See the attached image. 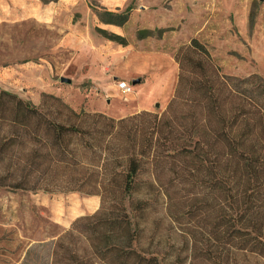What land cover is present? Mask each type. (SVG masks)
Here are the masks:
<instances>
[{"label":"trees","instance_id":"trees-1","mask_svg":"<svg viewBox=\"0 0 264 264\" xmlns=\"http://www.w3.org/2000/svg\"><path fill=\"white\" fill-rule=\"evenodd\" d=\"M99 19L122 27L129 14ZM174 59L177 84L163 112L116 119L45 92L35 105L0 91V187L101 198L52 242L49 264L264 259V79L225 74L196 38Z\"/></svg>","mask_w":264,"mask_h":264},{"label":"rangeland","instance_id":"rangeland-1","mask_svg":"<svg viewBox=\"0 0 264 264\" xmlns=\"http://www.w3.org/2000/svg\"><path fill=\"white\" fill-rule=\"evenodd\" d=\"M27 3L40 4L45 14L35 13L23 20ZM104 12H128V22L122 27L107 25L99 19ZM111 26L119 28L120 33L113 32ZM97 28L124 37L129 46L127 57L141 50L143 42L150 51L158 45L159 51L167 54L164 62H173L169 68L173 76L178 77L179 72L174 59L177 50L196 38L210 49L225 74H259L264 79V0H0V91L10 90L40 104L47 87L27 85L34 76L23 67L42 64L49 67L51 75L52 68L56 70L53 79L69 89L70 96L88 100L85 85L79 86L81 97L77 86L67 85L58 76L66 72L70 59H77L79 65L84 62L90 51L87 41L100 38L107 44L114 43ZM141 30H150L152 35L139 39ZM12 71L14 79L7 76ZM63 77L69 78L66 74ZM35 94L40 102L34 100ZM155 107L158 112L166 109L159 102ZM126 109L124 99H120L109 104L110 114L106 115L121 119L128 116ZM100 204L99 196L80 192L0 187V264H49L52 242L77 218L96 212ZM29 250L33 254L27 257ZM244 264H264V259L251 258Z\"/></svg>","mask_w":264,"mask_h":264},{"label":"crops","instance_id":"crops-1","mask_svg":"<svg viewBox=\"0 0 264 264\" xmlns=\"http://www.w3.org/2000/svg\"><path fill=\"white\" fill-rule=\"evenodd\" d=\"M45 12L46 10L40 4L27 3V7L23 9L22 19H30L36 16L35 13L45 14ZM43 17L45 16L43 15ZM110 29L115 33H120V29L117 27L111 26ZM87 46L90 51L85 56L84 62L79 65L77 59H70L66 64V72L59 73L58 79L66 78L63 77V74H66L68 79H72L67 85L77 86L81 97L83 94L79 86L85 85L84 92L90 97L88 100L70 96V90L57 85L53 79V74L57 75L55 74L56 70L52 68L51 75L49 67L42 64L36 65V67H23V71H27L28 74L31 71L34 76V79H28L27 85L47 87L45 92L62 97L74 108L82 109L84 107L88 111L104 114H110L109 104L120 99H124L126 103V115L141 111H155V104L158 102L161 103L163 109L166 108L174 94L178 77L177 75L173 76L172 70H169L173 67V62H164L167 54L165 51H159L158 45H155V49L150 51L143 42L142 49L128 57L126 51L129 46L115 43L110 45L100 38L87 41ZM78 68L81 71L77 72ZM7 76L14 79V71L8 72ZM134 80H141V82L135 86L132 85L134 87L132 94L125 95L118 88L119 81H127L132 84ZM74 82L76 85H73ZM34 97L35 101L40 102V96L37 97L35 94ZM82 101L85 105L82 104ZM91 104L92 107L89 106Z\"/></svg>","mask_w":264,"mask_h":264},{"label":"built area","instance_id":"built-area-1","mask_svg":"<svg viewBox=\"0 0 264 264\" xmlns=\"http://www.w3.org/2000/svg\"><path fill=\"white\" fill-rule=\"evenodd\" d=\"M118 88L125 95L132 94L134 92V87L132 86V84H129L127 81H119Z\"/></svg>","mask_w":264,"mask_h":264},{"label":"water","instance_id":"water-1","mask_svg":"<svg viewBox=\"0 0 264 264\" xmlns=\"http://www.w3.org/2000/svg\"><path fill=\"white\" fill-rule=\"evenodd\" d=\"M61 81L62 82H65V83H70L71 82V80L70 79H67V78H61ZM140 82H141V80H134L132 82V85L135 86L136 84H138ZM158 107H160V105H158Z\"/></svg>","mask_w":264,"mask_h":264}]
</instances>
